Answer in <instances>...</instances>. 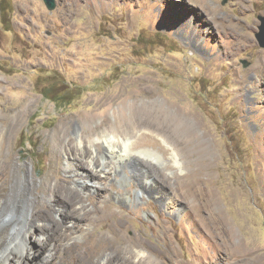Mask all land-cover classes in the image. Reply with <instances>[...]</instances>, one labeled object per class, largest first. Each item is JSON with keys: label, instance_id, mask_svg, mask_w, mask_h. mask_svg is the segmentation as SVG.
I'll list each match as a JSON object with an SVG mask.
<instances>
[{"label": "rangeland", "instance_id": "374dc122", "mask_svg": "<svg viewBox=\"0 0 264 264\" xmlns=\"http://www.w3.org/2000/svg\"><path fill=\"white\" fill-rule=\"evenodd\" d=\"M259 14L264 0H56L52 11L43 0H0V129L8 136L1 149L21 166L20 186L29 173L37 184L48 170L57 137L75 146L74 132L104 124L101 113L108 127L119 114L128 119L132 100H123L124 90L142 93L140 106L146 93L154 94L196 125L189 131L182 120L162 131L176 143L179 168L169 163L161 135L143 127L135 138L138 159H126L116 177L95 178L107 189L88 207L109 200L116 233L124 230L98 263L108 257L112 264H139V249L142 264H264ZM53 79L56 89L76 93L69 106L43 96ZM62 156L66 168L68 155ZM92 225L83 227L95 232ZM32 242L27 264H38ZM79 253L61 254L55 264H90Z\"/></svg>", "mask_w": 264, "mask_h": 264}, {"label": "bare ground", "instance_id": "6f19581e", "mask_svg": "<svg viewBox=\"0 0 264 264\" xmlns=\"http://www.w3.org/2000/svg\"><path fill=\"white\" fill-rule=\"evenodd\" d=\"M133 82L127 83L131 85ZM124 92L128 93V97L123 100H132L129 118L119 114L118 122L108 127L107 118L101 113L104 124L95 129L89 127V133L82 134L78 130L74 132L77 136L75 146L71 142H62L63 139L57 137L53 151L48 154V170L37 184L36 179L29 173L26 176L28 180L23 183L25 186L22 182L20 186L21 166H14L11 155H5L1 149L8 136L0 129V264H27L26 259L34 254L29 246L33 240L38 245L37 253H41L38 264H55L61 254H69L77 249L80 250V256L89 258L90 264L113 263V259L108 257L104 262L98 263L96 256L105 252L111 239L122 238L124 230L120 234L116 233L117 222L115 224V219L111 217L113 205L109 200L104 199L103 205L99 203L88 207L87 200L96 202L98 198L100 202L99 198L103 197L107 189L106 186H99L95 178L109 174L116 177L126 166V159H138L134 150L137 143L135 138L138 137L136 132L143 127L161 135L162 141L168 147L169 163L174 169L179 168V150L176 143L166 137L163 129L168 124L169 127L178 128L182 120L189 131L194 132L196 128L189 114L181 115L173 104H158L154 94L146 93L147 100L144 106H140L136 101L142 93L138 94L132 89ZM1 119L3 117L0 115ZM15 122L14 112L8 125L15 126ZM144 151L168 162L155 149L145 148ZM138 152L142 153L143 150ZM63 153L68 155L66 168L60 166ZM136 169L133 167V174ZM59 170L69 173L68 176L62 177ZM89 188L94 191L85 196L84 191ZM137 189L142 193L145 185ZM121 200L126 201V197ZM83 224H94L96 231L88 227L85 229ZM137 250V256H141L138 258L139 264H142L144 254ZM82 257L79 258L83 259Z\"/></svg>", "mask_w": 264, "mask_h": 264}, {"label": "trees", "instance_id": "16d2710c", "mask_svg": "<svg viewBox=\"0 0 264 264\" xmlns=\"http://www.w3.org/2000/svg\"><path fill=\"white\" fill-rule=\"evenodd\" d=\"M56 80H50L48 86L42 89V94L45 98L50 99L51 101L59 104V106H69L76 93L72 90L64 88V89H56L55 88Z\"/></svg>", "mask_w": 264, "mask_h": 264}, {"label": "water", "instance_id": "95a60500", "mask_svg": "<svg viewBox=\"0 0 264 264\" xmlns=\"http://www.w3.org/2000/svg\"><path fill=\"white\" fill-rule=\"evenodd\" d=\"M47 9L52 11L56 6V0H43ZM257 18L260 21L258 26V31L255 33V37L260 47L264 48V14H259ZM242 64L244 67L249 65V61L242 59Z\"/></svg>", "mask_w": 264, "mask_h": 264}]
</instances>
